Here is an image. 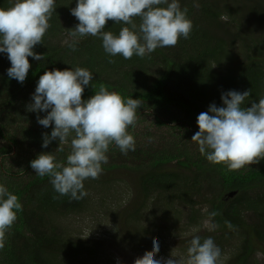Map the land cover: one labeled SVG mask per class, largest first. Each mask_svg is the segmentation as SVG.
<instances>
[{
  "label": "trees",
  "instance_id": "1",
  "mask_svg": "<svg viewBox=\"0 0 264 264\" xmlns=\"http://www.w3.org/2000/svg\"><path fill=\"white\" fill-rule=\"evenodd\" d=\"M178 2L181 10L187 8L186 16L192 22L189 38L181 36L174 47H158L143 58L134 54L131 59H124L121 55L110 56L103 49L102 39L91 35L77 38L76 51L69 48L67 43H62L63 38L54 39L73 31L79 23L70 11L76 6L77 0H55L56 9L49 19L50 27L42 43L33 48L34 52L44 54L45 58L37 61L28 57L31 67L23 83L8 77L7 69L11 67V63L6 53H0V133L5 137L12 134L9 137L10 146L18 150L25 143L17 136V129L14 128L16 119H22L19 124L23 123V130L29 136L36 123L29 120L38 115L44 116V112L38 114L28 111L27 104L31 103L32 96L29 95L28 99L27 96L20 98L19 92L23 95L28 92L33 94L39 77L45 71L54 69H88L93 74V79L85 86L82 100L89 99L99 90L100 85H104L110 92H117L125 100H140L141 108L151 110L158 124L175 122L189 128L192 123H182L179 112L197 118L212 103L217 107L224 106L221 95L229 90L241 93L250 91V96L245 99L242 107H251L253 101L258 103L264 97V37L259 41L248 36L256 26L246 21L235 32H230L231 17L237 13L231 1ZM10 6L11 0H0V7ZM242 7L244 13L251 11L256 23L264 26V8L260 3H245ZM224 15L229 19L223 20ZM133 22L137 25L134 31L139 33L141 18L134 17ZM123 27L131 30V25L109 20L104 31L118 35ZM245 30H248L247 35H244ZM237 40H242L246 46L241 59L233 54ZM109 60L114 62L110 63ZM136 113L138 116L139 111L136 110ZM165 116L169 117L167 121L163 119ZM52 127L54 124L47 128L36 126V136L43 139L44 133L51 134ZM57 145L59 141L53 140L47 148H43L49 150ZM112 151L108 150L106 155ZM6 152L5 149L0 150V157ZM61 153L56 161L66 163L68 154L65 146ZM111 159L114 156L108 157V160ZM173 162L175 166L193 170L194 173L193 180L185 184V187L189 185L191 189L182 190L180 199H190L191 203L196 202L195 196H201L208 207L206 214L216 225L214 235H198L201 243L211 237L214 243L217 241L223 247L224 241L239 235L242 239L239 250L227 264H256V251L259 249L264 253V159L257 164L229 171L222 163L209 162L199 151L194 156L186 150H157L142 169H136L140 171L138 194L147 198L155 192L175 187L177 181H181V176L175 171L167 170ZM125 166L112 161L103 163L102 169L114 170ZM30 167L29 164L25 170ZM10 175L16 180L18 174ZM206 182L208 186L205 185ZM83 183L86 191L87 183ZM212 184L216 185L214 190ZM206 190L211 194L209 197ZM8 191L17 195L22 210H16L17 219L5 234V246L0 249V264H63L64 258L81 263L86 256L92 254L85 241L67 237L54 225L50 226L48 221L46 223L43 217L48 214L80 212L87 204V196L79 201L71 200L70 194L61 196L54 190L49 176L40 177L37 174L27 181L11 185ZM138 212L139 209L136 208L135 214L138 215ZM212 212L219 214L213 217ZM225 220L230 221L234 228H227ZM197 221V215L192 213L189 223L196 224Z\"/></svg>",
  "mask_w": 264,
  "mask_h": 264
},
{
  "label": "clouds",
  "instance_id": "2",
  "mask_svg": "<svg viewBox=\"0 0 264 264\" xmlns=\"http://www.w3.org/2000/svg\"><path fill=\"white\" fill-rule=\"evenodd\" d=\"M161 4L167 7H157ZM55 9V0H11L10 7H0V53H6L11 63L7 69L9 78L23 83L31 67L28 57L37 61L45 58L33 48L42 43ZM70 11L79 23L68 33L72 38L71 42L66 41L69 48L76 51L77 38L91 35L102 39L103 49L110 56L121 55L124 59H131L134 54L143 58L158 47H174L181 36L189 38L192 30L187 8L181 10L178 0L171 3L169 0H77ZM134 17L141 18L139 33L134 31L137 28ZM109 20L131 25V30L123 27L118 35L104 31ZM92 79L93 74L82 67L45 71L27 105L28 111L47 113L42 118L37 116L40 125L47 128L54 124L50 135L43 134L42 147L47 148L53 140H58L55 151L63 152L71 137L66 163L45 152L33 159L30 166L40 177L49 176L57 193L70 194V199L75 201L88 195L84 190L85 180L99 178L102 164L108 162L106 153L110 144L123 155L135 151V139L128 127L135 124L136 110L142 105L138 99L125 100L104 85L89 99L82 100L84 88ZM249 96V90L222 93L224 106L212 103L202 110L197 117L199 130L191 138L209 162L222 163L229 171L264 159V97L258 103L253 101L251 107H242ZM16 210H22L17 195L0 185V249L5 246L7 230L17 219ZM218 214L212 212L211 216ZM224 223L227 228H234L230 221ZM158 252L159 242L154 238L152 250L136 258L134 264H161L156 258ZM220 254L211 237L201 243L196 235L189 242L183 264H216ZM163 264L178 262L172 253Z\"/></svg>",
  "mask_w": 264,
  "mask_h": 264
},
{
  "label": "rangeland",
  "instance_id": "3",
  "mask_svg": "<svg viewBox=\"0 0 264 264\" xmlns=\"http://www.w3.org/2000/svg\"><path fill=\"white\" fill-rule=\"evenodd\" d=\"M227 1H231L237 10V13L231 17L230 32H235L239 25H244L247 21L254 24L256 29L250 34L247 33L248 30H245L244 35L248 34L260 41L264 37V26L256 23V20L251 16V11L244 13L242 4L257 2L264 8V0ZM223 18V20L229 19L227 15H224ZM62 38V43L72 40L68 33L54 39ZM237 41L233 48V54L234 57L239 56L241 59L245 54L246 46L243 45L242 40ZM20 92V98L27 96L28 99L32 96V92H23L26 93L25 95ZM137 111H139L137 120L128 129L129 134L135 139V151H129L127 155H123L118 147L110 144L109 151L115 149L107 154L109 158L114 156V159L108 160L107 163L114 161L116 164H125L126 166L114 170L102 169L98 179L89 178L84 181L87 183L85 188L88 195L87 204L82 211L43 216L46 223L49 222L50 226L54 225L67 237L85 241L92 251V254L86 256L81 263L64 258L63 264H134L136 258L142 257L146 251L152 250L154 238L159 242V252L156 253V258L161 260V264L171 258L172 253L178 264H183L187 260L189 242L194 236L215 234L216 225L206 214L208 207L202 201L201 196L194 197L196 202H193L195 203H190V199H180L179 197L182 190L191 189L189 185L185 187V184L193 180V170L175 166V162L170 163L167 170L175 171L177 175L181 176V181H177L175 187L167 191L155 192L147 198L138 194L140 171L136 169H140V167L142 169L149 162L154 151L186 150L194 156L198 153V144L191 141L192 136L199 130L197 118H191L179 112L182 123H192L191 127L186 128L183 126L184 124L175 122L158 124L151 110H144L140 107ZM32 112L34 113V111ZM46 114L44 112V116ZM163 119L167 121L169 117L165 116ZM21 120L16 119L14 127L17 129L18 138L25 141L18 150L16 147L10 146L11 133L7 137L0 133V150H7L0 157V185L7 189L13 184L27 181L36 175L35 170L31 167L28 170L25 169L30 164V160L37 158L40 153H51L56 159L62 155L61 152L55 151L59 145L48 150L40 144L43 139L36 136L38 133L35 128L36 126L40 128L42 125L37 123V117L29 120L33 124L36 122L31 132L32 135L29 134V136L23 130V123L19 124ZM13 126L14 124L11 128ZM39 141L40 143H38ZM64 146L66 153L69 154L71 152L70 140ZM11 173L18 174L16 180L12 179ZM205 185L208 186V183L206 182ZM215 188L216 185L212 184V189ZM205 193L207 197L211 195L208 190ZM136 208L139 209L138 215L135 214ZM192 213L197 215L196 224L189 223V216ZM241 240L239 235H234L231 239L223 242V247L215 241L221 250L216 264H227L239 250ZM254 258L256 264H264V253L259 249Z\"/></svg>",
  "mask_w": 264,
  "mask_h": 264
}]
</instances>
